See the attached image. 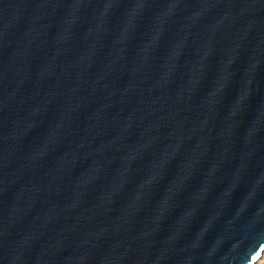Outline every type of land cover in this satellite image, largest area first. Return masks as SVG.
Listing matches in <instances>:
<instances>
[{
    "label": "water",
    "instance_id": "obj_1",
    "mask_svg": "<svg viewBox=\"0 0 264 264\" xmlns=\"http://www.w3.org/2000/svg\"><path fill=\"white\" fill-rule=\"evenodd\" d=\"M264 0H0V264H253Z\"/></svg>",
    "mask_w": 264,
    "mask_h": 264
},
{
    "label": "bare ground",
    "instance_id": "obj_2",
    "mask_svg": "<svg viewBox=\"0 0 264 264\" xmlns=\"http://www.w3.org/2000/svg\"><path fill=\"white\" fill-rule=\"evenodd\" d=\"M253 264H264V250L260 252L259 257L253 262Z\"/></svg>",
    "mask_w": 264,
    "mask_h": 264
}]
</instances>
